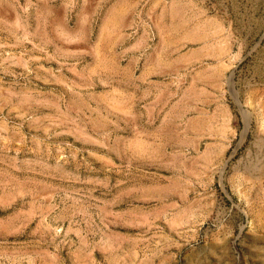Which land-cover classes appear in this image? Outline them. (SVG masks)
<instances>
[{
	"label": "rangeland",
	"instance_id": "rangeland-1",
	"mask_svg": "<svg viewBox=\"0 0 264 264\" xmlns=\"http://www.w3.org/2000/svg\"><path fill=\"white\" fill-rule=\"evenodd\" d=\"M0 264H264V0H0Z\"/></svg>",
	"mask_w": 264,
	"mask_h": 264
}]
</instances>
